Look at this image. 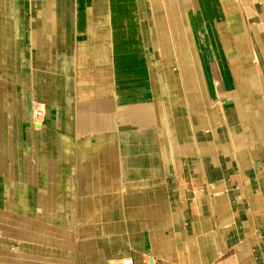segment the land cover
<instances>
[{
  "label": "crops",
  "instance_id": "1",
  "mask_svg": "<svg viewBox=\"0 0 264 264\" xmlns=\"http://www.w3.org/2000/svg\"><path fill=\"white\" fill-rule=\"evenodd\" d=\"M193 1L155 12L189 26L173 99L137 0H0V264H264V0H235V84L218 1Z\"/></svg>",
  "mask_w": 264,
  "mask_h": 264
},
{
  "label": "rangeland",
  "instance_id": "2",
  "mask_svg": "<svg viewBox=\"0 0 264 264\" xmlns=\"http://www.w3.org/2000/svg\"><path fill=\"white\" fill-rule=\"evenodd\" d=\"M137 1H138V5L140 7L139 8L140 15L142 17H145V21L143 22L144 31L150 37L151 47L154 50V56H155V60H156L157 69H158V67H160L163 64L164 58L162 59V56L163 57H165V56L169 57V59H167L169 64H173L174 62H176V59H175L176 57L173 56L171 53L172 52L174 53V51H176V49L177 50L180 49V47L183 50V56H184L183 57L184 58L183 66H186L188 64H194V57H192L190 55V53H191V51H190L191 50L190 37L188 35L186 36L185 35L186 33L184 34L186 27L189 30V26H188L185 14H183L184 19H180V18L175 19L174 20L175 23L173 25L168 24V22L166 21L167 26L169 27V30H170V33H169L170 40L169 41H171L170 44H167L168 40H166V38L164 36L163 28L161 27V24H160L161 23L160 21L162 19L157 20L156 16H155L156 11H162V9H163L159 0H137ZM183 1L182 0H163V2L165 3V6H166V11L169 14V16L170 15L172 16V14L176 15V13H174V9H176V8H178L176 11L179 10L181 13L182 10H184L183 12L185 13L186 10H188V9L192 10V8L195 6L193 0H187V2H188V4L186 5L187 7H184V4L181 5V3H183ZM217 1H218V3L215 6L216 10L219 13H221L224 18L221 20L215 21L213 23L212 29H213V33H214V37H215L214 38L215 44L218 46L219 49H221L222 51H225L226 55L228 56L227 68L231 72V74L233 76L234 84H235V78H234V75L231 71L229 64H230V61L236 57V54L238 51V46L236 47V45H239V46L244 45L245 38H242V42L240 41V44H239V43H237L238 39H239V35L238 34L234 35L233 39H232V34L236 30H238V31L243 33V37H244L243 20H245V19H242V15L240 14V11L237 9V5L235 3L236 2L235 0H217ZM238 2L242 5L244 3L242 0H238ZM182 7H183V9H182ZM168 20H170V18ZM199 20H200L199 24H201V21H203V20L206 21L207 19H203V20L199 19ZM200 27H201V25H200ZM233 40H234V42H233ZM192 41H193V45L195 47L194 40L192 39ZM172 46H174V47L172 48ZM195 50H196V48H195ZM208 53L210 54V51H208ZM252 55H253L252 57L255 58V56H254L255 53H253ZM201 58H202L203 63L206 64L207 63V60H206L207 57L205 55H202ZM197 62H198V69H199V71H198L199 77H198V81L196 84V87H198L197 93L200 94L203 98H205V90L202 88V75H201V68H200V64H199L198 59H197ZM161 74H163V71L161 72ZM162 77H163V75H162ZM163 83H165V82L163 81ZM167 93H168V89H167ZM194 93H195V91L193 92V94ZM243 94H244V92H243ZM185 95H186V98L188 100L191 99V96H190L191 93L189 90L186 91ZM210 106H211V108H212V106L215 108H220L221 103L219 101H215V103L210 104ZM31 107H32V112L34 113V122L42 123L44 121L45 113H44V109L41 108V104H39L37 102H33ZM199 111L200 112L202 111L201 107L199 108ZM213 123L214 124H213V128H212V132H214L216 137H218V135L216 133L218 131H222L223 128L226 130V128H225L226 123L223 122L222 119H220V116L216 117V119ZM6 227H5V229L9 231L10 229H8V227L7 228ZM13 251H15V250H13Z\"/></svg>",
  "mask_w": 264,
  "mask_h": 264
},
{
  "label": "bare ground",
  "instance_id": "3",
  "mask_svg": "<svg viewBox=\"0 0 264 264\" xmlns=\"http://www.w3.org/2000/svg\"><path fill=\"white\" fill-rule=\"evenodd\" d=\"M47 10V9H46ZM50 13V12H49ZM48 14V13H47ZM49 18V17H48ZM42 23V22H41ZM45 23V22H44ZM48 23V22H47ZM43 28V27H42ZM207 28V27H206ZM163 36V35H162ZM164 36H165V38H166V40H168V43L167 44H170V42L171 41H169L170 40V37H169V35H167L165 32H164ZM15 40V39H14ZM13 40V41H14ZM14 46V45H13ZM174 46H172V48H173ZM14 48V47H13ZM231 52V51H230ZM10 57V56H9ZM2 59V58H1ZM11 59V58H10ZM44 60V59H43ZM11 62V61H10ZM48 62V61H47ZM3 63V62H2ZM49 64H50V62H49ZM230 64L232 65L231 67H232V70L234 71V74L235 75H237L238 77H239V66H238V64H239V61H238V59H235V58H233L232 60H231V62H230ZM167 65H168V67H169V72L171 71V65H173V66H175V62L173 63V64H169V62L167 61ZM174 71H176V75H175V73H173L172 71L170 72L172 75V77H173V80H171V82L169 83V84H171L172 85V89H171V93H172V97H173V99H179V96H180V92L178 91V89L177 88H180V87H182V85H181V81H183L186 85H191V80H192V73L188 70V69H186V68H179L178 67V69H176V66H175V68H174ZM168 72V71H167ZM178 78H177V77ZM171 85H169V86H171ZM184 87V86H183ZM177 89V90H176ZM175 95V96H174ZM245 106V105H244ZM247 106H249L248 104H247ZM41 108H42V105H41ZM245 109V108H244ZM32 116H33V114H32ZM164 123H167V125H166V128H167V133H169L170 135H171V132H169L170 131V120L168 119V120H165L164 119ZM33 124H35V123H33ZM39 124V123H38ZM42 125V124H41ZM38 126V125H37ZM236 127H242V128H244V124L243 123H240V124H237L234 128H236ZM37 129V128H36ZM39 129V128H38ZM235 130V129H234ZM181 138V137H180ZM182 139V138H181ZM181 141V140H180ZM128 259V258H127ZM124 261V260H123ZM122 261V262H123Z\"/></svg>",
  "mask_w": 264,
  "mask_h": 264
},
{
  "label": "built area",
  "instance_id": "4",
  "mask_svg": "<svg viewBox=\"0 0 264 264\" xmlns=\"http://www.w3.org/2000/svg\"><path fill=\"white\" fill-rule=\"evenodd\" d=\"M122 264H132V260L131 259H125Z\"/></svg>",
  "mask_w": 264,
  "mask_h": 264
}]
</instances>
